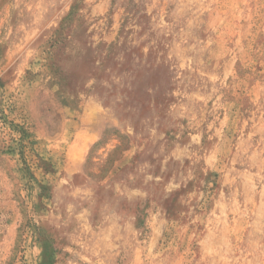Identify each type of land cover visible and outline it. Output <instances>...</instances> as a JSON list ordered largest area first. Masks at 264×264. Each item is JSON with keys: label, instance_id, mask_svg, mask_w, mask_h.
Masks as SVG:
<instances>
[{"label": "rangeland", "instance_id": "374dc122", "mask_svg": "<svg viewBox=\"0 0 264 264\" xmlns=\"http://www.w3.org/2000/svg\"><path fill=\"white\" fill-rule=\"evenodd\" d=\"M0 264H264V0H0Z\"/></svg>", "mask_w": 264, "mask_h": 264}]
</instances>
